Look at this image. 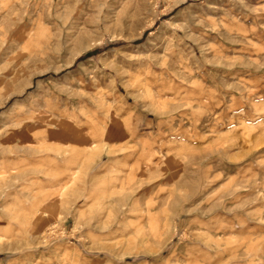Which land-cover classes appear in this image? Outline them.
Listing matches in <instances>:
<instances>
[{
	"label": "rangeland",
	"instance_id": "obj_1",
	"mask_svg": "<svg viewBox=\"0 0 264 264\" xmlns=\"http://www.w3.org/2000/svg\"><path fill=\"white\" fill-rule=\"evenodd\" d=\"M0 264H264V0H0Z\"/></svg>",
	"mask_w": 264,
	"mask_h": 264
}]
</instances>
